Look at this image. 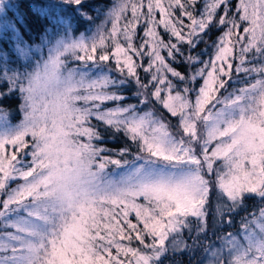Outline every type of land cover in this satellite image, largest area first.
Listing matches in <instances>:
<instances>
[{
    "label": "snow or ice",
    "instance_id": "snow-or-ice-1",
    "mask_svg": "<svg viewBox=\"0 0 264 264\" xmlns=\"http://www.w3.org/2000/svg\"><path fill=\"white\" fill-rule=\"evenodd\" d=\"M56 6L95 30L34 5L37 55L18 3L0 0V264H163L189 249L198 264H264V0ZM201 43L207 60L190 54ZM102 130L125 146H100ZM236 216L235 231L214 227Z\"/></svg>",
    "mask_w": 264,
    "mask_h": 264
},
{
    "label": "trees",
    "instance_id": "trees-1",
    "mask_svg": "<svg viewBox=\"0 0 264 264\" xmlns=\"http://www.w3.org/2000/svg\"><path fill=\"white\" fill-rule=\"evenodd\" d=\"M14 2L18 3L19 7L13 8L11 12L9 13V15L13 16V18L18 19L23 24L24 32L27 33V35L25 36V39L27 40L29 37H31L33 51L36 48H38L39 41L36 39V32L30 31L29 24L26 23L25 21L30 22L33 28L39 25H42L45 22L43 16H40L39 19L37 18L38 13L37 11L33 10L34 5H38L40 8H43L45 11H47L49 14V17H52L53 15L56 17H60L64 15L66 18L71 19L72 25L77 26V23H79L83 26V24H85L86 26L83 27V29L80 32H83L85 31V29H87V32L91 34L95 30V24L89 26L85 21L83 20L78 21L76 18H73L71 9H68L67 12L65 13V11L61 7L56 6L59 4L60 0H14ZM114 2L115 0H85V3L87 5V7L85 8V11L88 12L89 15L95 17L97 15V12L100 9L107 10V7L111 6V4ZM233 3L238 4V0H233ZM90 9L95 10V11H90ZM177 15H179V12H177ZM157 18L159 19V17ZM102 20H103V16H100V18L96 20V23L99 24ZM186 23L188 22L186 21ZM49 30L51 31V29ZM160 31L161 32L163 31L162 28L160 29ZM140 35H142V32L140 33ZM219 35L220 33H218L216 30L213 29L212 32H210L208 36L205 37L207 45H211L212 42L216 40V38ZM41 39H44V38L41 37ZM0 45H2L3 47H11V45L7 42V40L0 41ZM207 45L205 43H201L199 47L194 52H190V54L192 56H197L203 53V55L200 56V58L203 60H207L209 58V53L212 51V49L210 47H207ZM46 50L47 48L39 49V53L42 54L43 52V55H45ZM37 55H38V52H37ZM19 62L21 64L27 63V61L23 57L20 58ZM112 63L114 64V61H112ZM69 66L75 67L76 64L74 61L70 60ZM174 66L177 68V70H179L186 77L191 76L193 72V67L190 66L185 61L184 58L178 59ZM196 67H200V65H196ZM114 75L119 76V73H114ZM140 75L142 78L145 76L142 70L140 71ZM172 79L174 82H177L175 78H172ZM233 84L234 86H239L235 84V80L233 81ZM184 86L185 85L183 83L180 84L181 88H183ZM196 86H199V85H196ZM135 91L136 89L134 87H129V90L124 93V95L128 97L127 99L128 103H137V97L134 95ZM17 103L18 101H13L10 107L14 109ZM140 107H143V106H140ZM149 107H152V105H149ZM159 107L160 106L157 105V108ZM162 111H163V115L168 118V120L171 122L172 125H175L177 123V118L170 117V115L165 110H162ZM157 114L159 115L160 112H158ZM18 119H19V116L17 115L13 116V122L17 121ZM173 131H175V128H173ZM102 134L104 136V139L103 141L99 142L100 146L108 148V149H112V150H118L125 146L126 141H125V138L122 136V134L113 135L111 131H103V130H102ZM140 202H143L142 199ZM209 212L211 211L209 210ZM237 217L238 216L235 217V220ZM129 218L133 222H135L134 214L130 215ZM221 227L226 228L225 226H221ZM197 255L198 253L194 252V258H196ZM188 257H189V254L185 255L184 257L183 256L181 257L180 256L178 257L168 256V258L164 260L163 264H176L174 261H177V262L179 261L178 263L182 264V262L188 261L187 260Z\"/></svg>",
    "mask_w": 264,
    "mask_h": 264
},
{
    "label": "rangeland",
    "instance_id": "rangeland-1",
    "mask_svg": "<svg viewBox=\"0 0 264 264\" xmlns=\"http://www.w3.org/2000/svg\"><path fill=\"white\" fill-rule=\"evenodd\" d=\"M79 25H80L79 31L76 33V35H79V32L83 29V27L86 26L85 24H83V26L81 24H79ZM73 27H76V26L73 25ZM85 34H89V33L86 32ZM34 51L35 52H38V55H43V52H42V54L39 53V49L38 48H36ZM46 53H47V50H46ZM46 53H45V55H46ZM17 121H15V122H17ZM210 203H211V207L209 208V210L211 212H209L210 213V216H209V224L212 225V215L211 214L214 212L215 207L217 205V200H216L215 194H213L210 197ZM257 205H259V199L258 198L256 200H252V199L246 200V207L249 210L253 211L254 213L256 211V206ZM241 215H244V213H241ZM235 221H236V223H235V226L234 227H226V228H223V227H221L223 225H218V224L215 225L214 227L221 228L223 232H226V231H235V229L236 228H239V226H240V223H239L240 222V216H238ZM189 243H191V241H189ZM197 253H198V255H197L196 258H194V251H192L191 249H189V251L187 253H185V254H177V253H173V252L170 251L168 253V256H172V257H178V256L181 257V256H183L184 257L185 255L189 254V257L187 259L188 261L182 262V264H198V262L200 261L201 257L204 255V253L203 252H197ZM174 262L176 264H179L178 263L179 261L178 262L177 261H174Z\"/></svg>",
    "mask_w": 264,
    "mask_h": 264
}]
</instances>
